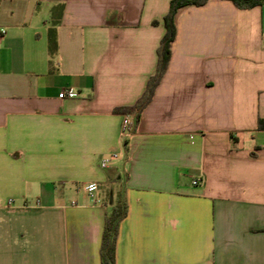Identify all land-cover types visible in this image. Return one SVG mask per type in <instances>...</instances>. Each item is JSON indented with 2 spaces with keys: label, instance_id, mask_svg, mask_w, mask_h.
Instances as JSON below:
<instances>
[{
  "label": "crops",
  "instance_id": "0c3cea01",
  "mask_svg": "<svg viewBox=\"0 0 264 264\" xmlns=\"http://www.w3.org/2000/svg\"><path fill=\"white\" fill-rule=\"evenodd\" d=\"M169 4L0 0V264H101L119 200L115 264H264V6L179 9L121 137Z\"/></svg>",
  "mask_w": 264,
  "mask_h": 264
},
{
  "label": "trees",
  "instance_id": "16d2710c",
  "mask_svg": "<svg viewBox=\"0 0 264 264\" xmlns=\"http://www.w3.org/2000/svg\"><path fill=\"white\" fill-rule=\"evenodd\" d=\"M239 8H251L253 6H264V0H231ZM207 0H170L168 13L163 18L165 33L160 40L157 49V66L153 75L146 83L145 90L141 97L131 106L117 107L113 109L114 114L127 115L132 117L135 125L140 117L142 110L151 101L154 90L158 85L163 73L166 70L170 58V45L175 37L174 17L176 12L188 5L200 6ZM53 31L50 30V34ZM55 49L52 40H49V50ZM126 216V204L124 200H119L105 215L103 235L100 247L101 264H115V243L121 221Z\"/></svg>",
  "mask_w": 264,
  "mask_h": 264
},
{
  "label": "built area",
  "instance_id": "2783aa9c",
  "mask_svg": "<svg viewBox=\"0 0 264 264\" xmlns=\"http://www.w3.org/2000/svg\"><path fill=\"white\" fill-rule=\"evenodd\" d=\"M62 96H66V97L72 98V97H74V93L72 91H70V90L62 91L61 92V97ZM132 125H133V122H132L131 116L125 115L123 117V120H122V123H121V127H120L121 137H123L124 139H127L131 135V133H132ZM115 158H117V155L116 154H112L110 157L102 159L101 162H100V167L101 168L107 167V165H109L110 161L112 159H115ZM192 185L193 186H197L198 185V181H196V180L192 181ZM84 190L90 196H93V194L97 190V186H96L95 183H90V184H87L84 187Z\"/></svg>",
  "mask_w": 264,
  "mask_h": 264
}]
</instances>
